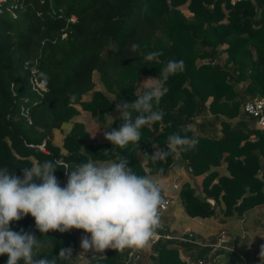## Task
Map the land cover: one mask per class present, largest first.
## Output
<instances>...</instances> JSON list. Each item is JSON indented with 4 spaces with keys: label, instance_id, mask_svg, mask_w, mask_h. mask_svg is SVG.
<instances>
[{
    "label": "trees",
    "instance_id": "trees-1",
    "mask_svg": "<svg viewBox=\"0 0 264 264\" xmlns=\"http://www.w3.org/2000/svg\"><path fill=\"white\" fill-rule=\"evenodd\" d=\"M11 5H16L15 17L0 15V168L22 177L34 161L59 159L70 166L55 172L64 187V171L89 160L121 155L138 175L164 176L180 157L193 177L204 176L200 192L192 183L182 185L180 198L189 217L211 218L218 211L225 217L242 216L264 204V128L242 109L247 100L264 98V0H9ZM183 6L191 19L183 14ZM132 43L139 45L136 52L130 50ZM149 52L162 55L147 62ZM173 59L183 60L185 69L169 77V91L154 104L164 112L163 120L144 126L138 144H94L86 126L76 122L63 146L54 145L55 131L79 114L77 106L103 117L121 101L132 103L138 99L139 78L158 77ZM25 61L31 63L26 67ZM32 68L50 78L40 96L29 82ZM144 91L142 87L140 93ZM208 116L214 118L209 126L222 127L221 137L207 136ZM196 117H202L197 133L190 128ZM121 123L116 118L113 126L118 129ZM185 126L189 130L181 132ZM176 132L198 143L165 160H153V147L167 150V138ZM42 143L48 154L28 147ZM223 163L226 175L217 171ZM10 227L45 241L37 259L72 248V261L59 264H73L79 237L88 234L72 229L44 237L31 215ZM206 243L212 242L197 236L191 242L161 239L152 245V264L210 263L224 252L200 246ZM105 251L87 264H138L129 261V249ZM6 261L7 256H0V264Z\"/></svg>",
    "mask_w": 264,
    "mask_h": 264
},
{
    "label": "clouds",
    "instance_id": "clouds-1",
    "mask_svg": "<svg viewBox=\"0 0 264 264\" xmlns=\"http://www.w3.org/2000/svg\"><path fill=\"white\" fill-rule=\"evenodd\" d=\"M147 5L144 11H147ZM139 45L132 43L136 52ZM162 55L149 52L144 60L152 62ZM31 61H25L27 67ZM183 60H169L156 78L149 77L141 83L145 91L137 90L134 102L121 101L116 105L122 121L118 129L105 132L112 146L125 148L138 144L141 129L162 122L164 112L157 108L161 98L169 91L165 86L171 75L183 72ZM49 76L33 68L30 84L46 87ZM74 95L70 96L75 101ZM133 112L137 113L133 117ZM187 126L181 132H187ZM95 135V134H94ZM93 135V136H94ZM198 143L195 137L173 133L167 138L166 149H158L153 160H165L170 153L188 151ZM107 154V153H105ZM128 159L117 155L104 161L75 164L74 170L64 173L68 177L64 187L55 176L58 168L68 169L67 163L34 161L23 169V176L10 174L5 166L0 168V256H7L6 264H59L72 261V248H61L58 256L37 259L45 241L23 229L13 231L10 223L31 215L35 227L47 236L50 231L67 233L72 229L90 234L81 239V248L104 253L107 249L123 252L125 249H144L149 246L162 227L160 210L164 207L162 187L157 177L138 175L128 167ZM264 256V245L261 246Z\"/></svg>",
    "mask_w": 264,
    "mask_h": 264
},
{
    "label": "crops",
    "instance_id": "crops-1",
    "mask_svg": "<svg viewBox=\"0 0 264 264\" xmlns=\"http://www.w3.org/2000/svg\"><path fill=\"white\" fill-rule=\"evenodd\" d=\"M99 89L100 88L97 86L96 90ZM88 98L89 97L87 95V99L84 97L83 100H88ZM77 109L79 110V114L69 123L64 124L61 129L55 131L53 139L55 142L54 145L58 147L63 146L64 138L68 135L73 124L76 122L83 123L86 126L87 131L90 132L91 137L95 134L93 136L94 141L92 143L96 144L98 142V145L100 143L102 145L108 143L109 141L105 139L104 134L106 131L110 132L114 129L113 122L117 117H119V112H117L116 109H113V111L115 110V115H110V118L108 117V113L103 117L93 116L92 122L89 123V120L86 119V113L88 112L82 110L80 106H77ZM213 120L214 118L212 116H208L206 118L207 136L221 137L222 127L220 125L214 127L209 126V123H212ZM237 120L234 122H237ZM201 122L202 117H196L194 119V123L190 125V128L197 133V125ZM59 133H61L62 136L60 138L61 144L57 145L56 141L59 139ZM252 140H254V138H252ZM158 149V146L153 147L154 151H157ZM141 158L143 157L141 156ZM217 171L221 175H226V164L223 163ZM154 177H157L158 180L161 181L164 189L171 198V205L168 211L162 216L163 220L161 217L162 229L166 234L177 238L187 233H191L212 243L222 235L229 238L230 241L227 245L233 248L235 252L223 250L224 252L213 257V260L209 264H264V256L260 255L261 246L264 245V204L255 207L254 209L244 213L242 216L235 214L230 217H225L218 211L214 217L209 218V224H207L205 221L208 220V218L202 219L189 217L184 210L183 203L180 198V191L185 182L192 183L193 186L200 192L204 176L193 177L187 163L180 157H177L167 175ZM174 186H176L177 189H175ZM202 230H207L208 233L206 235H201L199 231ZM86 235L88 236L89 234ZM84 236L79 237L78 251L76 257L74 258V260L77 259L75 264L80 262L79 257L81 256L79 254V248L81 239ZM144 249L129 250L138 253ZM89 262L90 261H87V263Z\"/></svg>",
    "mask_w": 264,
    "mask_h": 264
},
{
    "label": "built area",
    "instance_id": "built-area-1",
    "mask_svg": "<svg viewBox=\"0 0 264 264\" xmlns=\"http://www.w3.org/2000/svg\"><path fill=\"white\" fill-rule=\"evenodd\" d=\"M8 1L9 0H0V15L4 14V10L9 9L13 12V16L15 17L16 5L7 6ZM32 69H31V71H32ZM29 82H30V80H29ZM31 88L39 96L42 95L43 92L45 91V87H43V88L40 87L39 83L31 85ZM242 109H243L245 114L253 117L256 120L257 126L259 128H262V129L264 128V98L256 97L254 99L247 100L243 104ZM23 114L25 116H27L28 112L23 109ZM28 147L31 149H35L36 151H38L40 153L48 154V149H47L45 143H42L39 145L29 144ZM159 183L162 187V196H163V200H164V207L160 210V216L162 217L168 211V209L171 205V198L167 194V192L164 189L160 180H159ZM174 188L177 189L176 186H174ZM159 229H162V227H160ZM159 229H157V235L155 236V238L150 243L151 246L156 244L157 242H159V240H161V239H177L180 241H188V242H191L192 240L195 239V236L191 233H189L188 236L182 235L180 237L173 238L169 234H161L158 231ZM229 241H230L229 238L222 235V236H219L215 240V242L209 243V244L208 243L200 244V246L201 247L209 246L210 248H213V249H220V250L235 252L233 248H231L227 245V243H229ZM131 257H132V253L130 254V259H131ZM199 264H209V263H204L201 261V262H199Z\"/></svg>",
    "mask_w": 264,
    "mask_h": 264
},
{
    "label": "rangeland",
    "instance_id": "rangeland-1",
    "mask_svg": "<svg viewBox=\"0 0 264 264\" xmlns=\"http://www.w3.org/2000/svg\"><path fill=\"white\" fill-rule=\"evenodd\" d=\"M181 10H182V12H183V14L185 15V17H187L188 19H191L192 18V13L187 9V6H183V7H181L180 8ZM13 14V12L11 11V10H9V9H6V10H4V15L5 16H10V15H12ZM223 49H225L226 48V46H223L222 47ZM227 57V55L225 54L224 55V58H226ZM207 62L208 60L207 59H205V60H202L201 62ZM94 79H95V81L98 83L99 82V76L97 75V74H95V77H94ZM146 79H148V77H142L141 79L139 78V82L137 83V85H136V91L138 90L139 91V93H140V91H141V89H142V87H143V85H141V83L143 82V81H145ZM242 86L243 85H240V87L242 88ZM98 88H100V86H98ZM109 97H111V96H109ZM85 99H87V96H85ZM211 100V99H210ZM115 111V110H114ZM114 111L112 110V111H110V112H112V113H108V117L110 118V115L112 116V114H113V116L115 115V113H114ZM87 115V117H86V119L87 120H89V123L90 122H92V120H93V116L88 112V113H86ZM107 116V115H106ZM117 117V116H116ZM113 118V117H112ZM117 118H119V117H117ZM84 121V120H83ZM111 124V123H110ZM114 127V126H113ZM114 129H115V127H114ZM62 136H61V133H59L58 134V140L56 141V143H57V145L58 144H61V140H60V138H61ZM94 141V137H93V135H92V137H91V140H90V142H93ZM107 142V141H106ZM53 143H55L54 142V140H53ZM98 143V142H97ZM96 143V144H97ZM99 145H102L101 143L99 144ZM185 164V163H184ZM168 180H170V179H168ZM162 220H163V217H162ZM207 224H209V218H208V220H206L205 221ZM170 230V229H169ZM199 233L201 234V235H206L208 232H207V230H202V231H199ZM194 235V234H193ZM89 237H90V234L88 235ZM195 236V235H194ZM173 238H175V237H173ZM150 246V247H149ZM149 246L148 247H146L144 250H142V251H140V252H138V253H135L134 251H131L130 250V253H129V258H130V254L132 253V257H131V259L129 260V261H131L132 263H138V264H152L153 262H154V260H153V246H151L150 244H149ZM106 253V251L104 252V253H96V252H94V250H89V251H87V252H85L82 248H81V244H80V248H79V254H80V256L81 257H79V260H80V262L78 263V264H85V263H87V261H91L92 259H94V258H97V257H99V256H101V255H103V254H105ZM155 255V254H154ZM187 258V257H186ZM185 258V256L184 255H180V259L181 260H185L186 262H189L188 261V258L186 259ZM77 259H73V264H75L77 261H76ZM190 263V262H189Z\"/></svg>",
    "mask_w": 264,
    "mask_h": 264
}]
</instances>
